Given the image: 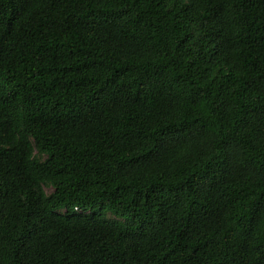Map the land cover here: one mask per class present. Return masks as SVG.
I'll use <instances>...</instances> for the list:
<instances>
[{"label":"trees","instance_id":"1","mask_svg":"<svg viewBox=\"0 0 264 264\" xmlns=\"http://www.w3.org/2000/svg\"><path fill=\"white\" fill-rule=\"evenodd\" d=\"M0 264H264V0H0Z\"/></svg>","mask_w":264,"mask_h":264},{"label":"rangeland","instance_id":"2","mask_svg":"<svg viewBox=\"0 0 264 264\" xmlns=\"http://www.w3.org/2000/svg\"><path fill=\"white\" fill-rule=\"evenodd\" d=\"M45 190H46V192L49 193L52 189H51L50 187H45ZM107 217H108V218H113V215H112L111 213H108V214H107Z\"/></svg>","mask_w":264,"mask_h":264}]
</instances>
